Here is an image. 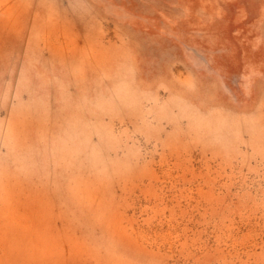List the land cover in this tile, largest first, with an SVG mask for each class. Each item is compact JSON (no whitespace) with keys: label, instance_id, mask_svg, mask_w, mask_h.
<instances>
[{"label":"rangeland","instance_id":"obj_1","mask_svg":"<svg viewBox=\"0 0 264 264\" xmlns=\"http://www.w3.org/2000/svg\"><path fill=\"white\" fill-rule=\"evenodd\" d=\"M0 264H264V0H0Z\"/></svg>","mask_w":264,"mask_h":264}]
</instances>
